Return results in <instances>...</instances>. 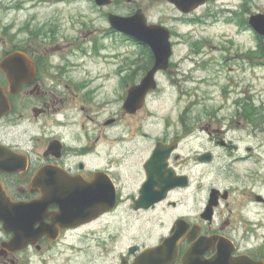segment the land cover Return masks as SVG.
<instances>
[{
  "label": "flooded vegetation",
  "instance_id": "af4514ba",
  "mask_svg": "<svg viewBox=\"0 0 264 264\" xmlns=\"http://www.w3.org/2000/svg\"><path fill=\"white\" fill-rule=\"evenodd\" d=\"M161 2L164 14L264 13L251 6L264 0ZM0 30V182L24 206L18 234L0 222V264H74L69 254L85 251L91 225L123 202L134 214L160 207L165 228L148 241L134 236L116 264L135 263L175 233L177 252L158 264H264V99L249 84L224 89L214 105L212 92L185 86L193 59L187 74L170 59L148 83L155 60L144 44L122 59L92 35L99 28L69 35L35 16ZM162 86L176 90L174 115L154 110ZM130 90L134 108L125 105ZM106 193L114 208L84 222L89 196ZM70 195L85 196L81 212Z\"/></svg>",
  "mask_w": 264,
  "mask_h": 264
},
{
  "label": "rangeland",
  "instance_id": "374dc122",
  "mask_svg": "<svg viewBox=\"0 0 264 264\" xmlns=\"http://www.w3.org/2000/svg\"><path fill=\"white\" fill-rule=\"evenodd\" d=\"M161 1L112 0L108 5L97 6L94 0H0V28L9 23L16 27L23 19L32 16H35L36 22L47 18L58 21L69 35L84 34L88 28L96 27L100 31H93L92 35L98 36L104 45L113 43V51L116 54L120 52L124 59L134 57L135 41L119 31H109L111 26L104 14L112 12L126 16L142 8L149 22L163 24L171 30V41L174 43L171 59L182 60L183 66L180 68L184 70L183 74L193 68L191 59L197 61L195 71L187 75V89L212 92L213 104L218 105L221 103L218 97L221 91L241 92L249 84L251 93L258 95L260 101L264 99V37L259 39L250 29H240L243 26L241 18L246 19L250 14H164L167 9ZM251 6L264 12V2L252 3ZM195 40L203 43L197 56L192 53ZM195 47L197 49L196 44ZM258 47L261 56L249 51ZM246 55L250 60L260 61L261 65L249 66L252 63L245 62ZM162 85L165 86L164 83ZM163 86L161 94L153 102L159 117L168 107L170 115L176 113V90ZM236 95L231 93L228 102L235 100ZM126 208L123 202L116 213L91 225L85 251L69 254L74 264H116L118 252H124L135 241L134 236L138 237V242H142L148 241L144 240V236L152 235L153 238L163 232L165 227L156 223V219L163 215L160 207L140 214L131 213Z\"/></svg>",
  "mask_w": 264,
  "mask_h": 264
},
{
  "label": "water",
  "instance_id": "95a60500",
  "mask_svg": "<svg viewBox=\"0 0 264 264\" xmlns=\"http://www.w3.org/2000/svg\"><path fill=\"white\" fill-rule=\"evenodd\" d=\"M192 1L202 2L204 0H173V2L176 3H188ZM95 2L97 3V5L101 6L111 3V0H95ZM108 19L113 28L122 31L129 36L151 46L155 54V64L153 69L148 73V83H151L152 81L155 82L153 79L154 73L157 69L165 68L167 66V61L171 53V44L169 41L170 31L165 26L159 23L147 22L146 15L139 10L129 16L110 13L108 15ZM249 24L257 33H259L260 35H264V14H252L249 18ZM135 97L136 92L130 90L125 105H128L129 107L132 106V104H134ZM78 197L82 199V197L84 196L79 195ZM89 197L91 199V204L101 203L100 195L98 196L97 194H94L90 195ZM161 197L162 196H159L157 199H160ZM103 200L105 201V205H109L106 206L104 210L110 209L112 205H114L115 195L112 193H106L105 195H102V201ZM40 202L41 201H36L34 203ZM143 205L147 206L148 203H145ZM80 207L81 206H79V208ZM21 210V205L11 201L0 184V221L4 223V226L6 227V225H11L12 227H17V225L21 224L23 220V217L19 214ZM92 217H89L88 219ZM176 236L177 234L175 233L170 238L165 239L162 246L153 248L152 250L146 252V254L150 253L149 259L153 261V264L160 263L165 258L168 252L170 255L176 253ZM195 246L196 245L192 247V251L196 249Z\"/></svg>",
  "mask_w": 264,
  "mask_h": 264
}]
</instances>
